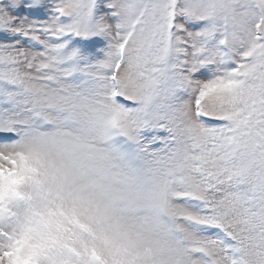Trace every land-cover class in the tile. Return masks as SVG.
<instances>
[{
	"label": "snow or ice",
	"instance_id": "6c2138e0",
	"mask_svg": "<svg viewBox=\"0 0 264 264\" xmlns=\"http://www.w3.org/2000/svg\"><path fill=\"white\" fill-rule=\"evenodd\" d=\"M0 264H264V0H0Z\"/></svg>",
	"mask_w": 264,
	"mask_h": 264
}]
</instances>
